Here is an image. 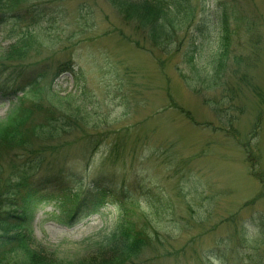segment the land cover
<instances>
[{"label": "rangeland", "instance_id": "374dc122", "mask_svg": "<svg viewBox=\"0 0 264 264\" xmlns=\"http://www.w3.org/2000/svg\"><path fill=\"white\" fill-rule=\"evenodd\" d=\"M13 3L14 15H29L0 30V141H34L16 151L44 166L31 177L65 170L79 189L104 187L110 198L130 190L125 221L140 226L149 215L160 233L162 245L148 257L154 264H264V0H191L193 18L169 49L107 0ZM223 7L232 22L242 20L233 54L243 63L233 73L229 60L216 89L213 17ZM39 11L42 23L27 32ZM199 26L206 40L196 39ZM25 35L34 43L29 58L8 61ZM7 156L0 154L4 179ZM67 207L44 195L29 200L23 241L5 262L0 247L1 264H29L27 245L49 263L81 264L121 216L106 204L70 219L75 205Z\"/></svg>", "mask_w": 264, "mask_h": 264}, {"label": "trees", "instance_id": "16d2710c", "mask_svg": "<svg viewBox=\"0 0 264 264\" xmlns=\"http://www.w3.org/2000/svg\"><path fill=\"white\" fill-rule=\"evenodd\" d=\"M107 2L124 17L125 22L134 25L137 31L148 33L151 41L155 43V47H162L163 49L170 48L172 41L175 40L177 30L182 29L193 18L191 0H140L139 3H134L132 0H107ZM13 5L8 6L7 0H0V30L7 25L9 20L16 19L20 23L21 18L24 19L29 15L27 12L22 16L14 15L17 5L15 3ZM41 13L40 11L33 12L31 16H28L30 23L28 24L29 26H26L27 32L30 31V27L35 28L42 23ZM232 14L227 7H223L221 12L216 10L213 17L216 18V39L218 41V52L216 54L218 59H216L217 66L214 69L216 89L219 86H225V82L221 81L219 77V71H223L224 68L225 71L229 69L227 68L229 60H232V65L234 64L236 68L233 73L241 70V63H243L242 57L233 54L235 53L233 49L234 36L238 35L242 20L234 19V22H232V18H234ZM234 25L235 27H233ZM242 26L245 28L246 33L247 31H252L250 24H243ZM203 30L200 26L196 28V39L198 37L204 40L207 39V31L204 30V33ZM33 44L29 36H23L13 44L10 51L8 50L6 59L8 57V61L16 59L20 62L24 58H29V47ZM216 70L218 72L217 75ZM211 85L209 84V87ZM216 113L222 115L224 110L220 107L216 108ZM228 121L231 122V118H228ZM258 128L259 126L257 125L256 129ZM20 133V136L24 137L23 130ZM33 143L34 141L29 137L22 138L21 142H17L15 137H6L0 141V146L4 147V150H0V154L5 153L7 158V155L10 156V164L8 166L11 172L10 177L4 179L6 175L2 172V168L0 169V247L5 249L1 256L4 258L11 247L23 241L21 239V230L23 228V220L21 218L27 214L28 201L35 196L43 197L44 195L45 199L62 203L64 208L69 206L70 203L74 204L75 209L69 211L71 215L68 214L69 217L71 216L70 219H72V215L78 216L97 212L99 208L106 204H113L119 208L121 216L118 226L109 235H103L98 238V241H91L93 247L95 246V252L91 258L81 264H154L152 259L148 257L157 251V246L162 245L160 233L154 228L153 221H151L152 219L149 215L145 216V220L140 226L125 221L127 213L125 204L127 200L132 198L127 194L130 190L125 187L122 191L112 190L118 195L110 198L109 195H106L104 187L84 190L81 185L79 189L77 183L80 184V181L75 183L73 177H69L65 170H61L57 175L50 173L35 180L31 177L32 174L28 172H32V170L39 172L38 170L44 166H41V163L39 164L37 158L26 160L29 157L25 154L22 157H26V159H22L16 153V151L19 154L20 152L24 153L27 148L33 146ZM73 182L75 185L72 184ZM154 216L157 217L158 214H154ZM242 241L246 242L243 234ZM22 247L23 245L19 249H23ZM27 249L30 255L29 264H52L45 258V252L28 245ZM3 258H0V264ZM7 263L10 264L9 262Z\"/></svg>", "mask_w": 264, "mask_h": 264}]
</instances>
